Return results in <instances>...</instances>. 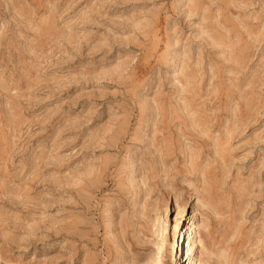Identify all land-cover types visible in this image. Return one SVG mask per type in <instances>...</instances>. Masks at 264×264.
Wrapping results in <instances>:
<instances>
[{
  "label": "rangeland",
  "instance_id": "obj_1",
  "mask_svg": "<svg viewBox=\"0 0 264 264\" xmlns=\"http://www.w3.org/2000/svg\"><path fill=\"white\" fill-rule=\"evenodd\" d=\"M0 264H264V0H0Z\"/></svg>",
  "mask_w": 264,
  "mask_h": 264
},
{
  "label": "bare ground",
  "instance_id": "obj_2",
  "mask_svg": "<svg viewBox=\"0 0 264 264\" xmlns=\"http://www.w3.org/2000/svg\"><path fill=\"white\" fill-rule=\"evenodd\" d=\"M192 239V238H191Z\"/></svg>",
  "mask_w": 264,
  "mask_h": 264
}]
</instances>
